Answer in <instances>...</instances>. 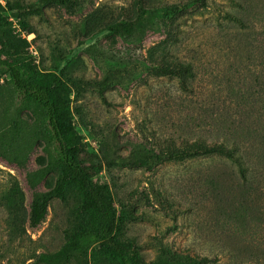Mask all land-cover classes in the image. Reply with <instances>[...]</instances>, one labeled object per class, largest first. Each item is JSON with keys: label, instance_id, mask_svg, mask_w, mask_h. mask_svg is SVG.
Wrapping results in <instances>:
<instances>
[{"label": "rangeland", "instance_id": "obj_1", "mask_svg": "<svg viewBox=\"0 0 264 264\" xmlns=\"http://www.w3.org/2000/svg\"><path fill=\"white\" fill-rule=\"evenodd\" d=\"M137 2L87 0L75 13L55 4L45 6L42 15L29 18L35 33H22V46L41 73L68 70L86 78L102 77L113 61L141 58L160 43L193 63L192 94L181 91L173 79L144 75L128 89L112 86L73 101L72 107L82 102L87 118L96 124L94 130L84 127L75 116L85 144L82 156L92 160L94 179L110 185L117 208L124 206L132 213L122 232L142 247L145 262L160 260L162 249H170L216 257L211 264H263L255 257L264 254V198L244 223L237 221L242 195L222 158L171 160L147 170L121 162L108 164L99 141L104 138L123 155L135 145L159 153L167 151L160 138L193 132L207 136L214 122L224 117L255 127L264 110L240 106L231 90L244 94L251 104L264 97V0H205L178 19L157 18V31H148L141 42L130 44L110 34L106 26L134 17ZM225 11L243 22L227 18ZM10 21L21 32L18 20L10 15ZM11 112L29 122L34 119L30 106L20 104L0 68V121ZM48 160L43 140L19 163L0 156V264H30L41 253L56 252L66 241L72 202L52 200L43 221L37 227L29 224L34 195L49 189L57 174L38 184H32L28 175ZM227 248L235 253L229 254ZM66 264L93 263L76 253Z\"/></svg>", "mask_w": 264, "mask_h": 264}, {"label": "trees", "instance_id": "obj_2", "mask_svg": "<svg viewBox=\"0 0 264 264\" xmlns=\"http://www.w3.org/2000/svg\"><path fill=\"white\" fill-rule=\"evenodd\" d=\"M3 1L5 4L0 2V68L8 76L12 92L20 104L30 106L34 119L29 122L16 112L4 116L0 121V156L19 163L26 159L35 143L45 142L49 160L28 175L29 181L38 184L54 172L57 177L49 189L34 195L29 214L31 227H37L43 221L52 200L73 203L69 225L64 230L65 243L56 252L39 254L30 264H66L76 253L93 264L215 263L216 257L191 256L170 249H162L160 260L144 261L142 247L135 240L125 238L122 232L132 213L124 206L123 210L117 208L110 185L94 179L90 167L92 160L82 156L85 144L77 131L75 116L84 127L94 130L96 124L87 118L82 102L72 107L73 101H83L87 93L103 92L112 86L128 89L136 78L144 75L173 79L181 91L192 94L196 83L194 64L174 56L168 45L160 43L150 47L141 58L113 61L112 67L102 77L86 78L68 70L60 74L53 71L41 73L21 43L22 33H35L29 18L42 15L43 8L52 4L75 13L87 0ZM198 3L205 4V0H138L134 17L113 22L106 29L125 42L136 44L145 38L148 31L159 29L157 18L175 16L178 19ZM225 14L232 21L243 22L230 11H225ZM10 15L18 20L21 32H16ZM231 93L239 99L240 106L264 110L262 95L251 104L244 94L236 93L234 89ZM231 119L224 117L214 122L207 136L193 132L191 136L160 138L167 149L165 152L156 153L153 149L135 145L128 155H123L116 147L112 149L104 138L99 145L101 152L105 149L104 158L108 164L121 162L126 167L147 170L171 160L203 156L222 158L230 165L242 195L236 220L244 223L264 198L261 197L264 196V116H260L255 127ZM226 251L235 253L232 248ZM255 258L264 264V254Z\"/></svg>", "mask_w": 264, "mask_h": 264}]
</instances>
